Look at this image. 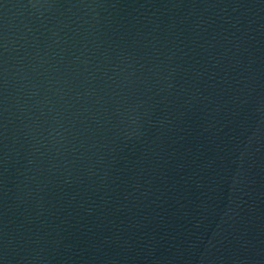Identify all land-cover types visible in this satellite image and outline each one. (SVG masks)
Returning a JSON list of instances; mask_svg holds the SVG:
<instances>
[{
  "label": "water",
  "instance_id": "water-1",
  "mask_svg": "<svg viewBox=\"0 0 264 264\" xmlns=\"http://www.w3.org/2000/svg\"><path fill=\"white\" fill-rule=\"evenodd\" d=\"M0 264H264V0H0Z\"/></svg>",
  "mask_w": 264,
  "mask_h": 264
}]
</instances>
